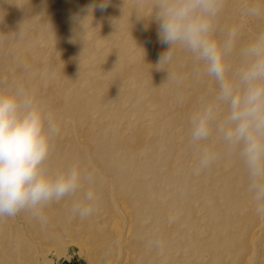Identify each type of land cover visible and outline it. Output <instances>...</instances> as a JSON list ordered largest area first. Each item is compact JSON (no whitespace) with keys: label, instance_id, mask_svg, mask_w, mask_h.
<instances>
[{"label":"bare ground","instance_id":"bare-ground-1","mask_svg":"<svg viewBox=\"0 0 264 264\" xmlns=\"http://www.w3.org/2000/svg\"><path fill=\"white\" fill-rule=\"evenodd\" d=\"M25 1L26 0H17L11 2L10 0H4L3 5L0 6V11L6 6L10 7L12 10H17L19 5ZM102 2L103 0H77L72 5L68 0L48 1L49 8L57 10L53 13L56 20H60L67 15H69V18L73 19V22H70L73 26L71 31H76L81 36L80 39H78L79 43L83 42L87 44V46L92 49V54L96 55L95 57L80 56L81 62H85L83 74L86 77V82L91 86L88 91H80L76 88L73 89L65 100V112H70L73 115L72 118H74V116L81 117L85 121V119L91 117V114L96 113L95 110H97V107L107 111V104L100 103L97 99V95L92 91L102 86L103 89L111 90L109 99L118 104L117 108L121 110L119 115L111 113V117L106 120L107 128L104 129L106 131L102 132H108L107 130L111 121L114 118H119L120 120L118 122L124 121L127 123L126 125L132 124L136 127L142 126V136H140L139 139L136 137L135 140H148L147 142H150L151 146L156 149L160 147V140H158L160 135L174 139L176 137L174 133H177L176 130H178V126L180 125L185 126L187 134L189 135V115L184 109L179 107L177 100L180 101L181 98L186 97L193 100L196 95L190 98L191 93L186 91V87L202 79H197L195 75L198 65L194 64L191 53L187 52L184 55H179L182 52H176L172 62L170 64L160 65V68L157 67L159 60L152 59L151 62L149 64L147 63L146 67L142 69L140 63L144 57L150 53L145 50V33L151 30H158L159 28V22L154 17H143L149 16L152 12L151 0H144V4L140 8V15L142 16L135 13L137 0H109L104 10H101L99 7ZM247 3L248 0H227L224 8V15L227 17V20L217 25L237 27L239 29L236 50L227 60L232 70H235L242 64L240 49L252 41L257 33L264 32V18L255 19L245 14L243 6H246ZM255 3L264 7V0H255ZM116 8L129 9V14L127 16L120 15L121 10H116L115 13L112 14ZM146 9H149L148 14H145ZM95 11H101L103 14H110L113 18L112 23H114L115 26L109 28L101 16L94 15ZM20 12H17L19 14L16 16V19L19 18L22 20L23 15ZM39 13L41 14L42 12ZM85 15H87L88 18L85 19ZM240 21L247 22V27L244 28ZM54 24L56 23L50 18L46 20V26L41 28V39L51 45H54V43L51 42L53 38L55 40L58 39L54 34L56 35L59 33L57 32L58 30L54 31ZM5 37L6 36L0 32V39L6 41ZM6 39L8 40V37ZM122 39H124V41L121 43L114 41ZM109 42H111L110 46ZM48 43L46 44L47 47H49ZM159 43L162 44L161 42ZM28 46L33 47L32 44L29 43ZM168 46V44H162L161 48L167 51ZM32 49L38 50L40 48H38L36 44ZM14 50L17 53H21L22 51L19 46L13 47V51ZM117 50H121L125 54V60L117 61L113 52ZM96 60L100 61L92 62ZM0 63L2 62L0 61ZM12 63L14 64V61H12ZM96 64L104 69V71L99 74L102 81L96 79V76L88 75V72L92 71ZM187 64L191 66L190 69H193L192 74L183 76V73L180 74V70L185 69V65ZM128 66L134 69V74L132 78L129 79V83L127 80H123L124 68ZM1 68L2 66L0 65V71H2ZM46 69H43L42 72L47 71V75L40 78L43 84L37 80V78H39L38 76L33 75L30 78L32 79L31 83L36 86L32 87L30 91L37 100H39L40 97H44V94L48 93V89H53L52 91L58 97L62 95V89L58 87L60 81L58 73H55L54 68L51 69V72L50 65L46 66ZM20 70L24 72V74L29 73V64H23ZM49 72L50 77L48 74ZM170 72L172 73L171 79H169ZM48 78L50 79L48 80ZM180 88H183L187 93L184 92L183 96H176L172 93V90ZM214 91L215 90H212V96L209 99H212ZM197 98L200 99L201 96ZM148 106H150L152 111L147 108ZM129 110L138 113L139 119L130 118ZM64 116L65 114L59 113V117L55 115V118L64 121V119L68 118L67 116V118H63ZM60 117L62 119H60ZM144 117H151L150 119H155L157 123L154 122V124L151 125L147 123L150 119H143ZM69 118L70 120L72 119L70 116ZM65 124L68 127H65L67 135L75 133L72 129L74 128L73 125V127L69 129L71 125L68 126L67 123ZM133 129L134 127L131 126V131H133ZM157 134L159 136H157ZM100 135L99 137L101 139L96 140L93 138L92 143L97 147L98 155L104 158L106 163L104 167L114 172L116 176V180H114L113 183L116 187V194H122L125 199L129 200V192L135 191V189L129 190V172H131L130 169L139 168L141 163L135 159V153L132 148H129V153L125 156L115 155V151L112 149V142L110 138H108L109 136H107L108 134L103 133ZM94 136L97 135L93 134V137ZM215 142L218 141L213 139L208 143L213 144ZM170 145L172 148H170ZM170 145L169 148L170 151H172L170 153L183 156V158L178 161V163H180L181 172L178 174H168L170 178L168 185H170L171 188L166 191H159L158 194L161 196L159 209H161V211L158 214L155 213L158 209L156 201H154L155 199L147 200V205L140 208L138 211L139 217L147 215L149 218H158L157 220L151 219L149 222H152V224H154V222L159 223L158 228H156L158 230L155 239H160L163 242L164 246L162 249L156 248L152 244V241H145L141 234L134 232L133 229L125 228L124 223L127 224L126 220L128 219L129 221L131 214L126 208L118 209V198L114 195L107 198L102 205V209L105 208L108 210L107 212L110 213L109 215L117 212V214H113L114 216H111L108 221H105V225L103 221L98 223L96 219L93 218L94 215H92L84 222V227L88 229L86 230L88 233L86 231L83 232L85 228L82 225L77 228H72L75 230L76 235H81V240L76 241V238H69L71 236L74 237L73 235L67 238L65 237L64 239V234H61L56 227L51 228L49 225L52 220L56 223H60L62 215H64L63 213L71 212L74 198L69 197L68 204L62 207V209L53 205L54 203L51 204L52 206H48L45 209V214L49 222L45 225H41L35 220L28 219L25 214L18 215L20 217L19 219L24 221L23 225H17L15 221L16 217L9 222H7L9 220L7 218L0 220V264H39L40 261L42 262L43 257H46L48 252L53 253L57 251L56 249H52V246H49L50 244H57L61 247L63 245L67 247L74 244L80 247L81 244L83 246L90 241L101 244L104 248H106L107 245L112 249L120 248L121 254L125 256V258L123 260L117 258L118 262L116 264H161L157 259H160L162 255L167 252L172 254L178 248L185 247L179 242L181 239H185L187 246L194 247V237L196 238V243L203 242L210 246V258L208 261L206 259L207 254H198V252H194L193 254L187 255L186 261L175 258L178 262L168 259L167 261H163L162 264H227V255H236L240 257V259L244 258L246 250L249 247H257L255 233L264 226V219L257 223L259 226L255 231L254 217L262 215L256 212V215H253L250 209L252 202H248L247 196L245 195H249L247 191L248 182L242 163L234 156L222 155L221 158L214 163V169H212L213 166H211V172L208 173L212 175L211 178L204 175V179H199L200 176L193 174L192 169L187 167V162L185 161L189 152L198 155L197 149L193 148L190 144V136L187 137L186 142L180 149L173 150V141H171ZM60 148L67 149L66 151H70L71 153L70 156H62L61 159L64 160L63 163H55V165L51 167L53 169H62L73 163L78 164L81 160L80 158H83L82 155L88 153L87 150L80 147L78 140L75 142H66L60 145ZM219 148L222 151L220 145ZM163 156L165 157L166 155ZM166 158H168V156ZM166 158L164 160H167ZM50 160H52V162H60L54 155L50 156ZM219 162L222 163L223 168L227 171L225 174H215L216 166ZM160 163L161 161H158L153 166L157 168ZM235 169L238 171L233 172L232 170ZM201 173H203V171ZM220 178L227 181L223 182ZM215 184H218L219 187L215 186ZM229 186H231V188L227 189ZM138 187H141V185ZM141 192V195L144 197L141 199H145L146 195H151L145 190ZM96 194L97 196L100 195L98 192H96ZM155 194V196L158 195L157 193ZM99 198L100 196H98V199ZM152 206L155 207L153 211L151 210ZM241 212H245L250 216L247 226H241L242 215H246ZM199 221H211L213 225L210 224L208 227L210 233L200 237L198 231H200V224L202 223H199ZM169 223L174 224L172 230L167 226ZM181 226H185L186 230L181 229ZM249 228H254L250 234L253 236L245 241L243 234L247 233ZM175 231H177V233ZM190 231L195 232L193 234ZM99 232H109L111 238L109 240L98 239ZM85 246L87 245L85 244ZM128 246L129 250L127 249L125 251L124 249ZM196 255H203V262L196 260ZM251 261L252 258H248L245 264Z\"/></svg>","mask_w":264,"mask_h":264},{"label":"clouds","instance_id":"clouds-1","mask_svg":"<svg viewBox=\"0 0 264 264\" xmlns=\"http://www.w3.org/2000/svg\"><path fill=\"white\" fill-rule=\"evenodd\" d=\"M226 2L151 0L152 12L143 17L159 22V40L170 45L157 67L170 64L181 49L191 53L199 66L197 79L212 78L216 85L212 99L202 98L189 116L190 144L198 152L193 174L208 169L222 155L236 157L246 172L254 210L264 215V32L240 49L242 64L232 70L227 60L236 50L239 29L231 27L224 39L217 38V21ZM108 3L103 0L100 9ZM143 4L144 0H137L139 16ZM245 14L264 18V7L253 0ZM60 133L55 116L30 90L22 83L0 79V220L25 214L45 225V209L68 197L74 198V216L85 220L96 213L98 196L90 187L94 173L77 163L63 169L48 165ZM213 139L222 151L208 146ZM152 244L158 249L164 246L160 239Z\"/></svg>","mask_w":264,"mask_h":264},{"label":"rangeland","instance_id":"rangeland-1","mask_svg":"<svg viewBox=\"0 0 264 264\" xmlns=\"http://www.w3.org/2000/svg\"><path fill=\"white\" fill-rule=\"evenodd\" d=\"M10 1L15 2L17 0ZM48 1L50 0H26L25 2L19 5V8L17 10H12L10 9V7L6 6L5 8H3L2 11H0V32H2L3 35L6 36V41L0 39V61L2 62L0 63V65L2 66V71H0V79H6L10 82L15 81L22 83L28 90H30L32 87H36L33 83H31V76H38L39 78H37V80L41 83L40 78L45 77V75H47V71L42 72V70L46 69V66L49 65L50 71L54 68L55 73H58L60 77L58 87L62 89V95L58 97L52 91L53 89H48V93L44 94V97H40L38 101L54 116L57 115L59 117V113H63L65 114L63 118H68L64 119V121L57 119V122L59 123L61 128V133L53 141L54 148L51 155L57 157L59 159L58 161L60 162H52V160L49 159L48 165L52 167L55 165V163H63L64 160L61 159L62 156H70L71 152L66 151L67 149H61L60 145L66 142H75L78 140L80 147L88 151V153H84L82 155L83 158H80L81 160L78 162V164L81 165L82 168L90 170L94 173L95 182L91 185V188L98 192V194H100L98 195L100 196V198L98 199L97 211L94 214L93 218L96 219L98 223L100 221H103L105 225V221H108L111 216H114L113 214H117V212H114L112 215H109L110 213L107 212L108 210H106L105 208L102 209L104 201L111 195H114L118 198V209L126 208L130 211L131 216L129 221L128 219L126 220L127 224L124 223L125 228L133 229L134 232L140 233L141 236L145 239V241H153L157 237L158 229L156 228H158L159 223L154 222V224H152V222H149V220H157L158 218H149V216L147 215L139 217L138 211L140 210V208L146 206V201L150 199H155L154 201H156V206L158 209L155 213L158 214L161 211V209H159L161 196L158 193L159 191H166L171 188L170 185H168V182L170 181L168 174H178L179 172H181L180 163H178V161L183 158V156L180 154L170 153L172 152L170 151V148H172L170 144L171 141H173V150L180 149L186 142L187 137H189V135L187 134V130L184 125L178 126V130H176L177 133H174V136H176L174 139H170V137H164V135H160V138H158V140H160L159 149L152 147L150 142H147L148 140H135L136 137H138L139 139V137L142 136V126L136 127L132 124L126 125L127 123L124 121L118 122L120 120L119 118H114L111 121L110 126L107 130L108 132H102L106 131L104 130L107 128L106 120L111 117V113L119 115V113L121 112V110L117 108L118 104L114 103L109 99V96L111 95V90L103 89L102 86H99L96 89H93L92 91L95 92L98 97L97 99L100 103L107 104V111L97 107V110H95L96 113L91 114L90 118L85 119L86 122L81 117L74 116V118H72L73 115L70 112H65V100L69 93L75 88L80 91H88L91 86L89 83L86 82V77L83 74L85 62H81L80 56L95 57L96 55L92 54V49H90L87 44L83 42L79 43L78 39H80L81 36L76 31H71L73 26L70 22H73V19L69 18V15H67L61 18L60 20H56L53 13L57 10L49 8ZM68 1L73 5L74 2L77 0ZM250 2H253V0H248L247 5H249ZM3 3L4 0H0V6H2ZM246 6H243L244 9L246 8ZM116 10H121L120 15L123 16H127L129 14V9L126 8H116L112 14H114ZM17 12H20L23 15L22 20L19 18L16 19V16L19 14ZM39 12L42 13L40 14ZM148 13L149 9H146L145 14ZM94 15L101 16L109 28L115 26L114 23H112L113 18L110 14H103L101 11H95ZM50 18L56 23L53 25V29L55 28L54 31L58 30L57 32H59V36L58 34H56L57 36L54 34V36L58 37V39L55 40L53 38L51 40L54 45H51L41 39V28L46 26V20ZM86 18H88L87 15H85V19ZM226 20L227 17L224 15L223 10L222 14L218 18L217 25L222 24V22H226ZM240 23L244 26V28H246L248 25L245 21H240ZM229 28L231 27L225 25L217 26V38L223 39L226 36L227 30ZM20 29L23 31L22 36L20 34ZM7 37L8 40L6 39ZM114 41L117 43H121L124 41V39ZM144 42L146 44L145 50L147 52L149 51L150 53H148L141 61L140 67L142 69H144L147 63L149 64L152 59L159 60L161 54L165 52L161 48L162 44L159 43L160 40L158 36V30H151L146 32ZM28 43L32 44L33 47H35L37 44L38 48L40 49H36V51L32 49L33 47L28 46ZM47 43L49 44V47H47ZM110 45L111 42H109V46ZM16 46H19L22 49L21 53H17L15 50L13 51V47ZM169 47L170 45L168 46V48ZM113 52L117 61L126 59L125 54L121 50ZM176 52H182L179 55H184L185 53H187L186 51L181 49H178ZM12 61H14V64L12 63ZM99 61L100 60L92 62ZM25 63L29 64L30 75L29 73L24 74V72H21L20 70L21 66ZM185 66V69L180 70V74L183 73V76H188L192 74L193 69H190L191 66L189 64ZM103 71L104 69L96 64L92 71L88 72V75L96 76V79L102 81V78L99 76V74ZM48 74L50 77V72ZM133 74L134 69L129 68V66L124 68L123 80H127L129 83V79L132 78ZM49 79L50 78H48V80ZM41 84H43V81ZM215 89L216 85L212 78H202L201 81H197L195 84H191L186 87V91L188 93H191L190 98L196 95L194 99L192 100L187 97L181 98L180 101L177 100V103H179V107L181 109H184L190 116L191 112L198 107L201 99H209L212 96V90ZM186 91H184L183 88H180L172 90V93L176 96H183L184 92L187 93ZM198 96H201V98L198 99ZM147 108L151 110L150 106H148ZM69 116L72 118L71 120ZM129 116L130 118L132 117L134 119H139L138 113H134L131 110H129ZM146 118H148L149 120L151 117H144L143 119ZM60 119L62 118L60 117ZM154 122H156L155 119H150L149 121H147V123H150L151 125H153ZM65 123H67L68 126L71 125L69 126V129L74 126V128L72 129L73 131H75V133L67 135L65 130V127L67 126ZM131 126L134 127V132L131 131ZM103 133L108 134L107 136H109L108 138H110L112 142V149L115 151V155L125 156L129 153V148H132L135 153V159L141 163V166H139V168L130 169L131 172H129V190L135 189L134 192H129V200L125 199L122 194H116V187L113 185L114 180H116V176L114 172L104 167V164H106L105 160L103 157L98 155L97 147L94 146L92 143L93 138H95L96 140L101 139L99 136H101L100 134ZM93 134H96L97 136L93 137ZM157 136L159 135L157 134ZM219 145V142H215L213 144L208 143L209 147H213L220 150ZM163 155L166 156L164 157ZM167 156L168 158H166ZM165 158L167 160H164ZM197 159L198 155L193 154V152H189L187 155V159L185 160L187 162V167L193 169V167L198 162ZM158 161H161V163L159 167L155 168L153 165L156 164ZM212 166V169H214V164ZM210 169L211 166L208 169L204 170L203 173L198 174V176H200L199 179H204V175L211 178L212 175L208 174L211 172ZM232 171L236 172L238 170L235 169ZM226 172L227 171L223 168L222 163H217L215 174L220 175L225 174ZM220 179L223 182L227 181L223 180L222 178ZM140 185L141 187H138ZM215 186L219 187L218 184H215ZM230 188L231 186L227 187V189ZM142 190L148 191V194L151 195H146L145 199H141L144 198L141 195ZM155 193H157L158 195L155 196ZM245 195L247 196L248 202H252L250 194ZM68 200L69 197L63 199L59 204L54 203L53 205L59 207V209H62V207H65L66 204H68ZM250 209L252 210L253 215H256L253 204L250 205ZM151 210H155V207L152 206ZM241 213L246 214L245 212ZM63 214L64 215H62L60 223H56L54 220H52L49 226L51 228L56 227L61 232V234H64V239L65 237L67 238L68 236L73 235L74 237L71 236L69 238H76V241L81 240V235H76L75 230L72 228H77L80 225L84 227V222L86 219L83 221L78 216L76 217L72 215L71 212ZM249 217L250 216H248L247 214L242 215V227L247 226ZM19 218V216L15 218L17 225H23L24 221L20 220ZM254 219V228L256 231L259 226L257 225V223L264 219V215H257L256 217H254ZM11 220L12 219H9L7 222ZM199 223H202L200 224V231H198L200 237L210 233L208 227L210 224H212L211 221H199ZM167 226L170 230L174 228L173 223H169ZM84 228L85 230L83 232L88 230L86 227ZM254 228H249L248 232L243 234V236L245 237V241L249 237L253 236L250 234L252 233ZM181 229L186 230V227L181 226ZM86 232L88 233V231ZM175 232L177 233V231ZM190 232L194 234L195 231ZM110 238L111 237L109 235V232H99L98 234V239L109 240ZM255 240L257 247H249L246 250V255L244 258L240 259V257H237L236 255H227V264H245L248 258H252V261L248 264H264V226L261 230L255 233ZM193 241L195 246L190 247L186 245L185 239H181L179 242H181L185 246L184 248H178L172 254L170 252H167L162 255L160 259L157 260H159L161 264L163 261H167L168 259L175 260V258H179V260L186 261L188 254L198 252V254H207L206 259L208 261L210 258V246L203 242L196 243L195 237ZM92 243L94 242L90 241L88 243H85L87 246H85V244L82 246L81 244V248L78 245L74 244H72V246L67 247L64 245L61 247L57 244H50L49 246H52V249H56L57 253L48 252V254H46V257H43L42 262L40 261L39 264H116L118 262L117 258L119 260H123L125 258V256H122L120 248L112 249L109 245L104 248L101 244ZM127 249L129 250V246L126 247L124 250L126 251ZM124 250L123 252L125 254ZM195 258L199 262H203V255H196Z\"/></svg>","mask_w":264,"mask_h":264}]
</instances>
